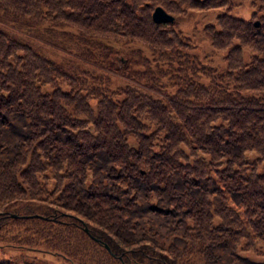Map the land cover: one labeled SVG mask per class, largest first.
Here are the masks:
<instances>
[{
	"label": "trees",
	"instance_id": "obj_1",
	"mask_svg": "<svg viewBox=\"0 0 264 264\" xmlns=\"http://www.w3.org/2000/svg\"><path fill=\"white\" fill-rule=\"evenodd\" d=\"M253 2L244 19L231 0H0V23L47 24L87 64L0 26V246L64 264H264L242 252L264 243V0ZM156 5L174 21L156 22ZM216 7L203 30L222 66L174 26ZM107 69L126 83L111 86Z\"/></svg>",
	"mask_w": 264,
	"mask_h": 264
},
{
	"label": "rangeland",
	"instance_id": "obj_2",
	"mask_svg": "<svg viewBox=\"0 0 264 264\" xmlns=\"http://www.w3.org/2000/svg\"><path fill=\"white\" fill-rule=\"evenodd\" d=\"M231 1L234 4L231 8H229V11L232 14L244 19H249L251 17L252 11L257 6L253 0ZM222 9L223 7H216L208 10L188 8L185 12L179 15L177 22L174 23L175 28L182 35L188 38L193 46L191 52H193L201 62H207L219 66H222L225 63V59L223 57L224 51L214 49L211 46L209 40L204 34L203 29L205 24L214 22L216 20L217 13ZM0 26L12 32L13 34H16L20 38L31 41L45 56L51 57L58 61L71 60L72 58V61H74L79 67H82L81 64H85L82 61L79 62V59H76L73 54L70 53V51L61 49L53 43L56 42L62 46L68 45V41L66 39L67 36L60 35L59 37H55L49 32H46V28L48 27L47 24L30 28H22L10 23H0ZM84 66H87V64ZM107 71L110 73L111 86L123 85L126 83L125 79L118 73L108 69ZM42 209L43 208L40 210ZM5 228L12 230V234H18L22 232L20 227L17 226L12 228L10 224H8ZM2 233L5 237H8V232H6V230L3 229ZM258 247L262 252L256 250L242 252H246V255L251 256L254 259L264 260V243L258 240ZM52 252V250L48 249L34 250L21 246L4 245L0 246V260L11 259L17 264H64V262H67L62 256Z\"/></svg>",
	"mask_w": 264,
	"mask_h": 264
},
{
	"label": "water",
	"instance_id": "obj_3",
	"mask_svg": "<svg viewBox=\"0 0 264 264\" xmlns=\"http://www.w3.org/2000/svg\"><path fill=\"white\" fill-rule=\"evenodd\" d=\"M152 17L156 22H166L171 21L173 22L175 16L168 12L164 7L161 5H156L152 12ZM259 24V20H256V25ZM13 216H16V213H11Z\"/></svg>",
	"mask_w": 264,
	"mask_h": 264
}]
</instances>
